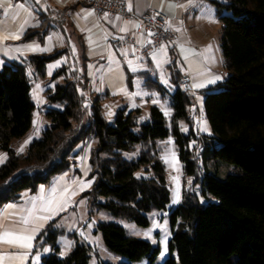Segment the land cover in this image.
Instances as JSON below:
<instances>
[{
    "label": "trees",
    "instance_id": "trees-1",
    "mask_svg": "<svg viewBox=\"0 0 264 264\" xmlns=\"http://www.w3.org/2000/svg\"><path fill=\"white\" fill-rule=\"evenodd\" d=\"M212 2L222 24L227 78L202 92L210 136L199 134L196 119L189 113L195 96L184 86L172 46L170 83H161L149 72L146 80L149 91L169 100V116L153 104L145 121L143 109L137 107L119 109L110 123L100 97L90 101L87 85L62 66L53 78L63 75L64 81L46 91L48 103L56 105L47 107L50 124L25 153L17 152L13 143L31 129L36 108L27 69L32 66L45 77L48 62L63 52L33 54L22 62L4 64L0 69V150L8 157L0 165V208L18 202L25 190L35 193L68 170L80 174L77 158L83 156L87 142L95 140L89 157L93 185L82 195L87 196L91 213L106 210L147 226L149 215L167 210L171 200L158 141L172 135L184 171L194 182L170 213L169 256L163 264H264V0ZM49 26L45 19L23 39L43 38ZM135 151L136 157L126 155ZM220 162L234 164L241 172L219 179ZM62 216L51 219L36 238L34 251L47 247L39 264H89L93 247L69 231L61 223ZM98 230L110 250L130 261L120 264L144 258L154 262L160 254L159 248L130 235L116 222L101 221ZM64 236L72 240L66 255L61 254L59 241ZM99 264L110 263L99 260Z\"/></svg>",
    "mask_w": 264,
    "mask_h": 264
},
{
    "label": "crops",
    "instance_id": "crops-1",
    "mask_svg": "<svg viewBox=\"0 0 264 264\" xmlns=\"http://www.w3.org/2000/svg\"><path fill=\"white\" fill-rule=\"evenodd\" d=\"M121 2L133 18L97 13L78 0H0V67L8 62H22L33 54L50 56L63 52L55 58L61 59L71 53L72 59H68L65 66L68 67L70 75L76 74L82 83L87 85L88 98L98 96L102 104L104 97L116 98L119 95L124 97L125 92L119 94L117 92L127 89L126 94L131 97L136 95V105L142 99L139 97L142 91L147 93L146 99L150 105H153L155 100L169 103V100L163 99L160 94L149 91L146 80L149 72L151 77L161 83L165 85L170 83V49L173 45L163 43L147 56L138 54L133 42L126 47H120L114 40L133 37L136 43L145 44L150 39V33L138 30V18L152 9H160L168 15L169 28L177 38L173 47L185 77L184 86L189 88L195 98L198 94H203L205 89L227 78L224 63L221 62L217 66L211 61V57L209 58L212 43L209 38L212 40L213 37L208 22L213 20L218 26L216 21L219 19L212 0H121ZM45 19L51 26L43 38L23 39L29 30L41 27ZM14 35H19V39H3ZM33 45L50 50L33 52L30 50V46ZM215 77L221 78L215 80V83H209ZM93 84L96 87L95 93L91 90ZM195 84H204V87H193ZM195 103L197 104L196 100ZM89 157L90 148L84 162H79L80 174L68 170L50 183L40 185L35 193L25 190L18 202L8 203L0 208V232L7 230L34 236L33 247L30 249L0 243V256L5 257L0 264L41 262L42 253L47 251V247L34 251L36 238L51 219L64 213L62 212L64 209L53 213L46 211L45 207L49 201H52L53 208L57 204L64 207L68 199L80 197L83 190L80 191L79 186L92 168ZM8 205L16 207L10 208ZM43 217L50 219L45 220ZM25 220H28V223H25ZM37 255L40 256L38 261Z\"/></svg>",
    "mask_w": 264,
    "mask_h": 264
},
{
    "label": "rangeland",
    "instance_id": "rangeland-1",
    "mask_svg": "<svg viewBox=\"0 0 264 264\" xmlns=\"http://www.w3.org/2000/svg\"><path fill=\"white\" fill-rule=\"evenodd\" d=\"M220 1H228V0H220ZM216 9V7H214ZM217 11V9H216ZM229 14L228 12H225ZM204 17V16H203ZM206 17V16H205ZM213 22V20H212ZM210 21L209 30L211 38L209 41L212 42L210 45L211 61L215 65H220V63H224L223 67L226 68L225 59L222 54L221 48V21L218 19L216 21L218 26L215 24V21L212 23ZM218 39V40H217ZM59 49V48H58ZM218 51V53H217ZM72 59V54L70 53L68 57L64 56L61 59H55L53 61H49L46 68V76L42 77L37 74L35 69L30 66L28 67V75L33 79L32 82V90L31 95L32 99L36 105L35 111L33 113V121L32 127L29 132L22 137L21 139H16L13 143L17 152L22 145H24L25 141L29 139V137H33L32 141L39 137L42 132L46 129V127L50 124V119L46 116L47 107L56 106L55 104H49L47 99V89L53 87L59 83L64 81L63 75L58 77V79L53 78L54 73L57 69L65 66L67 61ZM221 60V61H220ZM2 66L0 67V69ZM219 69V68H218ZM222 67H220L221 71ZM36 75V76H35ZM37 77V78H34ZM166 81V80H165ZM187 88V86H185ZM91 90L95 93L96 87L95 84L92 85ZM123 90V91H122ZM117 92H120L124 95L118 96L116 98L104 97L102 100L103 113L108 122H113L116 113L121 108H127L128 110L135 109L136 107H141L143 109V121L147 120L149 117L150 103L146 99L147 93L142 91L141 96L139 95L140 102L136 105V95L131 97L126 94L127 89H122ZM103 90H100L102 92ZM139 90H137L138 94ZM146 93V94H145ZM90 99V98H89ZM92 100V99H90ZM197 102V113L195 115L196 119V128L201 136H210L212 134L211 124L209 119L207 118L204 110V94H198L195 98ZM158 101V100H155ZM158 105L164 113L172 112L169 107V103H162L158 101L157 103H153ZM139 105V106H138ZM111 113V115H109ZM169 116V114L167 115ZM39 120V125L35 124L34 121ZM205 127L207 130H205ZM38 135H37V130ZM186 129V128H185ZM31 141V142H32ZM95 144V140H90L85 145V151L82 157H78L80 163H83L87 154L88 148H91ZM22 153H25L27 147ZM158 146L160 149V157L165 166L166 177L169 184L170 192H171V200L168 205L167 210H159L154 211L149 215V225L142 226L137 224L128 218L116 217L112 215L109 211L106 210H97L91 213V205L87 198V196H83V193L88 189H91L93 185V178L89 177V174L83 179L82 183L79 186L80 191L83 190L80 197H74V200L68 199L63 207V216L61 218V223L65 225L69 231H74L79 236V239L82 243H88L93 247L91 259L89 264H99V260H102L105 263L110 264H120L123 262H130L129 259L125 256L119 255L114 251L110 250L106 245L102 233L98 230V224L101 221H113L123 226L127 232L135 237L142 238L144 240L149 241L153 247H157L160 250V254L154 262H151L148 258H144L139 262H134L132 264H163L166 258L169 256V241L171 238V222H170V213L173 209H175L183 200V194L185 189H190L193 186L194 178L193 176L187 175L184 171V164L180 159L178 146L175 142V139L172 135L168 136L165 139H160L158 141ZM193 146V145H192ZM0 154H7V152L0 150ZM130 158L136 157L137 151L132 153H126ZM8 157V154H7ZM79 163V164H80ZM2 163H0L1 165ZM90 164V163H89ZM219 169L216 172V175L219 179H225L229 174L240 173L241 170L234 164H229L225 162L219 163ZM174 177H178L179 183L173 179ZM199 187H196L197 194L201 196V192L198 190ZM178 197V199H177ZM148 233V235H145ZM59 241L62 245V253H68L71 249L72 240L68 237H60ZM61 253V254H62ZM65 254V255H66ZM38 256V255H37ZM36 256V257H37ZM40 258V256H39Z\"/></svg>",
    "mask_w": 264,
    "mask_h": 264
},
{
    "label": "built area",
    "instance_id": "built-area-1",
    "mask_svg": "<svg viewBox=\"0 0 264 264\" xmlns=\"http://www.w3.org/2000/svg\"><path fill=\"white\" fill-rule=\"evenodd\" d=\"M90 6L97 13L114 14L121 17L133 18L127 12L126 7L121 0H78ZM138 30L150 33V39L145 44L136 43L133 37L115 38V42L120 47H126L131 42L135 44V51L138 54L150 55L156 48L163 43L175 45L177 42L176 35L169 28V17L160 9H152L143 13L138 18ZM197 104H192L189 108L191 116L196 115Z\"/></svg>",
    "mask_w": 264,
    "mask_h": 264
},
{
    "label": "snow or ice",
    "instance_id": "snow-or-ice-1",
    "mask_svg": "<svg viewBox=\"0 0 264 264\" xmlns=\"http://www.w3.org/2000/svg\"><path fill=\"white\" fill-rule=\"evenodd\" d=\"M122 30L126 31V29H122ZM9 38L19 39V35H14L11 37H3V39H9ZM30 50L35 52V51H48L50 49H40L38 45H33V46H30ZM133 71H135V69H133ZM220 78L221 77H215L213 80L209 81V83H215V80H218ZM193 87L202 88L204 87V84H195L193 85ZM153 102L157 103L158 101H153ZM165 114L168 115L170 113L166 111ZM109 115H111V113H109ZM34 123L39 125V120L34 121ZM205 130H207L206 127H205ZM38 131L39 129L37 130V135H38ZM32 139L33 137H29V139L25 141L24 145H22L19 149L20 153H22L25 150V147L31 143ZM6 160H7V154H0V163H4ZM173 179L177 181V184L179 183L178 177H174ZM53 192H55V189H53ZM51 205H52V201H49L45 207V210L52 211L53 213L63 210V207L61 204H57L55 208H53ZM8 207L14 208L16 207V205H8ZM42 219L46 220V219H50V217H43ZM24 222L28 223V220H25ZM145 235H148V233H145ZM33 239H34V236L31 234L15 233V232L7 231V230L0 232V243H5L10 246L30 249L33 247V244H32ZM65 254L66 253H62V255H65ZM4 258L5 257L0 256V261H2ZM36 260L37 261L39 260V256L36 257Z\"/></svg>",
    "mask_w": 264,
    "mask_h": 264
}]
</instances>
